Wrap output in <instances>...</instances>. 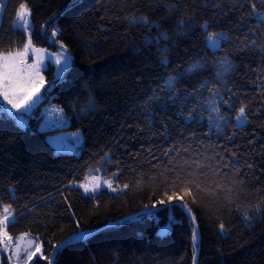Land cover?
<instances>
[{
	"label": "trees",
	"instance_id": "16d2710c",
	"mask_svg": "<svg viewBox=\"0 0 264 264\" xmlns=\"http://www.w3.org/2000/svg\"><path fill=\"white\" fill-rule=\"evenodd\" d=\"M24 2L34 43L74 55L64 76L55 79L52 64L47 73L66 128L84 133L80 154L56 152L34 112L23 127L0 100V203L15 216L10 235L42 241L30 264H49L67 242L54 264H193L198 251V264H264V3L8 0L0 52L28 41L13 23ZM141 17L147 25L133 22ZM209 32L223 34L216 50ZM102 160L121 189L86 194L81 181ZM169 197L178 203L144 212Z\"/></svg>",
	"mask_w": 264,
	"mask_h": 264
},
{
	"label": "rangeland",
	"instance_id": "374dc122",
	"mask_svg": "<svg viewBox=\"0 0 264 264\" xmlns=\"http://www.w3.org/2000/svg\"><path fill=\"white\" fill-rule=\"evenodd\" d=\"M8 0H3L2 4H0V28L3 18L4 9L6 6V3ZM23 4H26L28 9L30 10V18H29V27H27L25 30L29 33V36L31 37V46L27 52L26 56L17 57L18 61V67L20 68L22 74L26 77L27 74L31 71L27 66L32 65L34 61L42 60L43 64L40 69V74L43 77V84L38 85L36 89V95L33 97L34 103L31 104V107L27 108L25 111L23 108L20 110H17L12 107L11 104H9L6 100H4L3 96H0V100L3 102L4 106L3 109L8 111V115L16 119V122L21 125L18 122V118H22L23 124L21 125L25 127V125H28L29 123V114L35 113V115H39L41 111L35 112L37 108L41 106V109L43 110L42 113L45 114V119L42 120L41 128L44 130H50L48 131L47 138L48 141L52 144V146L55 148L56 152H71L80 154L82 151V147L84 144V133L82 130H72L67 129L71 123V120L64 116L63 111H58L60 108L53 100V96L51 95V90L53 89V82L49 79L47 70L50 67V64L55 66V75L54 78H60L65 75V73L72 67L74 63V55L67 50V55L71 58L70 65L67 70H65L60 76H57L58 67L55 64L54 59L52 62H49V57H54L55 54H63V49L58 47L57 49L46 47V46H38L34 43L32 38V30H33V21H32V8L28 5L27 2H24ZM51 38H54L51 35ZM29 42V37L28 41ZM221 38L219 40L220 46H221ZM26 43V44H27ZM209 45V41H208ZM213 49V48H211ZM216 50V49H213ZM24 47L21 49H16L9 52H0V57L8 56L9 54H12L15 56L17 53H23ZM2 62V61H0ZM48 98V100H47ZM23 104V101H21ZM24 113H28V116H26ZM44 121V122H43ZM48 121V122H47ZM246 121L238 122L237 124L243 125ZM46 123H49L47 126ZM75 134V135H74ZM105 160H102L92 166H90L87 170L86 177L83 181H81V185H87L89 188L94 186L95 184L99 183L100 187L95 192H85L84 188L82 190L89 195H95L99 193L102 189L106 188L111 191L112 188L121 189L120 185L117 183L116 176H113V173L107 169L105 166ZM105 181H109L112 185V188L108 187L107 184H105ZM80 185V186H81ZM113 191V192H118ZM3 203H0V218L3 216ZM14 214V213H13ZM171 224L167 223L164 225H161L159 228V232L161 234H166L170 231ZM6 231L7 236L9 237L7 242H4V239L6 236L3 235V232ZM0 236L3 240V243L0 245V264H6L5 259L9 261V264H25L26 261V255H25V245L28 241H32V250L35 251V245H39V251L37 252V255L43 254V245L42 241L39 238V236L35 234L30 233H23L16 236L10 235L8 233V226L6 229L0 230ZM17 252H19V256H17ZM32 258V260H28L27 264H30L35 257Z\"/></svg>",
	"mask_w": 264,
	"mask_h": 264
},
{
	"label": "snow or ice",
	"instance_id": "6c2138e0",
	"mask_svg": "<svg viewBox=\"0 0 264 264\" xmlns=\"http://www.w3.org/2000/svg\"><path fill=\"white\" fill-rule=\"evenodd\" d=\"M3 0H0V4H2ZM261 3H264V0H261ZM253 9L256 8V5H252ZM30 10L28 9L26 4L21 3L19 5V9L16 12V20L13 22L14 25H19L20 30H25L27 27H29V18H30ZM134 23H144L147 25V17H141L139 20H136L134 18ZM207 23V22H205ZM57 35V31L55 29L52 30V36L55 37ZM223 34L220 33H212L209 32L207 34V40L209 41V47L213 49H218L220 47V37ZM147 43H151V41H146ZM31 46V37L29 36V42L25 44L24 46V52L23 53H17L15 56L12 54H9L5 57H0V96H3L4 100H6L9 104L12 105L13 108L20 110L24 109L25 111L27 108L31 107V104L34 103L33 97L36 95V89L38 85L43 84V77L40 74V69L42 67L43 61L37 60L34 61L32 65H28L27 67L31 69V71L27 74L25 77L20 68L18 67V61L17 57L26 56L27 52ZM61 48L63 49V54H55L54 57H49V62H52L54 59L55 64L58 67L57 76H60L65 70L68 69L70 65L71 58L67 55V49L64 45H61ZM163 64H167V60L164 59L162 61ZM201 66L198 64H194L189 71L196 70L200 68ZM175 82V78H171L166 83L169 87H173ZM23 101V104L21 103ZM227 103V101H225ZM213 112L219 113L220 109L218 107H213L211 109ZM58 111H63L62 109H58ZM191 116V113L189 114ZM222 118V117H221ZM211 119V118H210ZM236 120L238 122L246 121V109L245 107H241L238 110V113L236 115ZM18 122L23 125L22 118H18ZM75 135V134H74ZM113 176L115 177L116 174L113 173ZM74 183V182H73ZM105 184L108 185V187L112 188V185L109 181H105ZM194 183V182H192ZM81 187L84 188V191L87 192H95L100 187L99 183L95 184L91 188H89L87 185H81ZM125 188L128 187L127 184L124 185ZM198 187V185H197ZM113 191H117L119 189L112 188ZM172 197L168 198V201L171 202ZM160 203H164V201H160ZM184 207H187L186 205H183ZM152 207H155L153 205ZM190 212L191 210L188 209ZM3 216L0 218V230L6 229L9 224H12L15 222V216L13 214V210L11 209L10 204L3 205ZM79 222H77L78 224ZM220 229H224L223 223L220 224ZM4 236H7L6 231L3 232ZM87 236V233L80 232L76 234L73 239H85ZM193 243L195 245V242L197 241V235L195 230H193ZM32 241H28L25 245V255H26V261L25 264H27L28 260H32L34 256H36L37 252L39 251L40 246L35 245V251L32 250ZM55 247V246H53ZM17 256H19V252H17ZM47 259V257H45ZM49 264H52V261L49 260Z\"/></svg>",
	"mask_w": 264,
	"mask_h": 264
},
{
	"label": "water",
	"instance_id": "95a60500",
	"mask_svg": "<svg viewBox=\"0 0 264 264\" xmlns=\"http://www.w3.org/2000/svg\"><path fill=\"white\" fill-rule=\"evenodd\" d=\"M176 203H178V201L166 202V203H163V204L156 205L155 207H151V208H149V209H146L144 212H145V213L155 212V211H157V210H160V209H162V208H164V207H167V206H170V205H173V204H176ZM185 209H186V212H187V214L189 215V217L193 220L195 226L198 227V223H197L196 218L194 217V215H193L191 212L188 211V208H185ZM138 214H140V213L130 214V215H127V216H125V217H122V218H120V219H118V220L111 221V222L105 224L104 226L100 227L96 232H93L92 234L87 235L85 239H82V240H79V239H78V240H76V241H84V240L86 241V240H88V239L94 237V236H95L96 234H98L99 232H102V231H104L105 229H107V228H109V227H112V226H114V225H116V224H120V223H122V222H124V221H126V220H128V219H130V218H133L134 216H136V215H138ZM70 243H72V242L64 243V244L58 246V247L54 250V252L51 254V256H50V258H49V260L52 261V264H54V259L56 258V256L58 255V253L61 252V251H62L67 245H69ZM198 261H199V251H198V252L195 254V256H194L193 264H198Z\"/></svg>",
	"mask_w": 264,
	"mask_h": 264
},
{
	"label": "crops",
	"instance_id": "0c3cea01",
	"mask_svg": "<svg viewBox=\"0 0 264 264\" xmlns=\"http://www.w3.org/2000/svg\"><path fill=\"white\" fill-rule=\"evenodd\" d=\"M19 26V25H18ZM59 109V108H58ZM42 109H41V113L39 114V115H37V118H40V120H41V123H42V120H44L45 119V117H44V115L45 114H43L42 113ZM5 112L7 113V114H9L8 113V111L5 109ZM26 116H28V113H24ZM44 122V121H43ZM48 122V121H47ZM49 123H46L45 125L47 126ZM24 125V124H23ZM28 125H29V123H28ZM28 125H25V126H28ZM50 131V130H49Z\"/></svg>",
	"mask_w": 264,
	"mask_h": 264
}]
</instances>
